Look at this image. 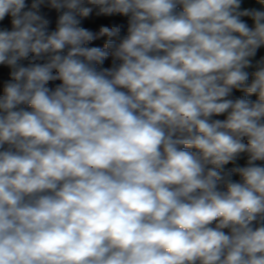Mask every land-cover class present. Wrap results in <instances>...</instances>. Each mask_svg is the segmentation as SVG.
<instances>
[{"label":"clouds","instance_id":"clouds-1","mask_svg":"<svg viewBox=\"0 0 264 264\" xmlns=\"http://www.w3.org/2000/svg\"><path fill=\"white\" fill-rule=\"evenodd\" d=\"M0 264H264V0H0Z\"/></svg>","mask_w":264,"mask_h":264}]
</instances>
